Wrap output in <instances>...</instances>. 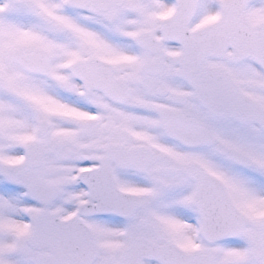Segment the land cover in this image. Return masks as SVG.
Here are the masks:
<instances>
[{
    "label": "snow or ice",
    "instance_id": "1",
    "mask_svg": "<svg viewBox=\"0 0 264 264\" xmlns=\"http://www.w3.org/2000/svg\"><path fill=\"white\" fill-rule=\"evenodd\" d=\"M0 264H264V0H0Z\"/></svg>",
    "mask_w": 264,
    "mask_h": 264
}]
</instances>
